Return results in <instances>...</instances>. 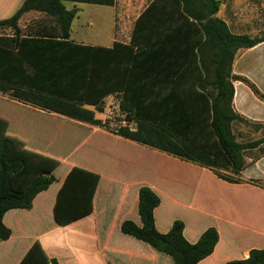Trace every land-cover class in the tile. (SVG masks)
<instances>
[{
  "label": "trees",
  "instance_id": "obj_1",
  "mask_svg": "<svg viewBox=\"0 0 264 264\" xmlns=\"http://www.w3.org/2000/svg\"><path fill=\"white\" fill-rule=\"evenodd\" d=\"M117 0H25L10 18L0 20V91L13 100L69 119L101 125L105 99L122 94L123 108L134 114L138 130H122L121 137L159 150L182 161L211 170L219 179L240 183L245 152L257 149L264 139L240 143L233 133L235 122L251 123L233 107V75L239 50L264 42L260 37L236 35L217 14L222 0H153L135 23L130 44L113 48L78 45L71 40L78 9L65 3L112 7ZM37 11L44 17L25 30L21 18ZM13 140H0V243L12 236L4 222L11 210H31L34 200L58 181L43 172L18 192L12 179L25 163L12 157ZM264 151V150H263ZM220 170H229L232 177ZM264 188V183L255 182ZM161 198L150 187L139 192L142 226L127 220L122 232L143 241L174 264H199L219 243L216 228L207 229L196 244L184 235L185 223L176 220L160 233L155 210ZM52 264H58L53 260ZM226 264H264V249H252L249 257Z\"/></svg>",
  "mask_w": 264,
  "mask_h": 264
},
{
  "label": "crops",
  "instance_id": "obj_2",
  "mask_svg": "<svg viewBox=\"0 0 264 264\" xmlns=\"http://www.w3.org/2000/svg\"><path fill=\"white\" fill-rule=\"evenodd\" d=\"M24 1L0 0V20L12 17ZM149 4L137 14L134 25ZM75 8L79 12L72 24L74 43L102 48L130 44L131 38L123 41L120 33L132 12L126 0H117L112 7L85 4ZM37 14L44 17L41 12H28L20 27L27 29ZM217 16L236 35L255 38L264 32V0H222ZM95 25L97 31H92ZM0 37L12 38V34L6 30ZM233 75L247 78L259 92L235 81V112L264 125V42L237 52ZM5 102L31 114L18 130H0V140L6 136L13 140L12 157L25 163L23 172L13 177L12 188L24 191L43 172H51L58 181L36 197L31 210H11L5 215L12 236L0 243V264H52L53 260L58 264H174L169 256L122 232L127 220L142 226L139 192L144 186L161 198L155 210L160 233H168L179 219L185 223L184 235L191 244L207 229L218 230L220 240L213 254L199 264H226L247 259L252 249H264V188L255 184L264 183V144L247 150L241 181L233 184L197 164L108 134L96 125L23 104L0 91V103ZM233 133L240 143V136L250 134L244 129ZM94 134L121 141L118 167L99 159L101 155L94 151L87 156L85 150ZM28 167L34 174L24 182ZM177 174L190 187L188 193L169 189L173 181L170 185L166 178ZM181 208L183 217L177 213Z\"/></svg>",
  "mask_w": 264,
  "mask_h": 264
},
{
  "label": "rangeland",
  "instance_id": "obj_3",
  "mask_svg": "<svg viewBox=\"0 0 264 264\" xmlns=\"http://www.w3.org/2000/svg\"><path fill=\"white\" fill-rule=\"evenodd\" d=\"M119 1H123V0H119ZM128 3V7L131 8L132 7V12H131V17H129L126 21V24L122 25V32L121 35L123 37V41H132V33L134 30V19L136 18L137 14L143 10L144 7L147 6V4H149L152 0H126ZM66 7L69 10H73L76 9L75 6H79V7H84L85 4H73L70 2H67ZM133 9L134 12H133ZM35 17L37 19H31V21H37L38 19H40V15H35ZM98 21L94 22V24H97ZM88 26V25H87ZM117 30L120 31V27L117 21ZM88 28V27H87ZM98 26L95 25L94 27H91L90 29L92 31H97ZM106 29H108V27L106 26ZM26 31V29H25ZM0 33L2 34H6V31H0ZM130 41V43H131ZM123 44V43H121ZM29 112V111H26ZM25 112V110L19 109L17 108L15 105L11 104V103H0V130H10L13 131L18 130L19 126L21 124L24 123V121H27L29 118H31V114H27ZM31 113V112H30ZM96 118L98 120H100L103 124L98 125V127H100L103 131H105L108 134L111 135H116V136H120L119 133H116L114 128H110L108 126V124L105 121L104 116L100 115V114H96ZM232 129L236 132V134L238 135L239 130L240 129H244V131H248L250 134L247 137H239L241 138V141L243 143H250L253 140L259 138V139H264V125L261 124H254V123H242V122H235L232 125ZM69 137L71 138V135L69 134ZM84 137V133L83 131H80V138ZM120 143L121 141L118 139H113L110 138L108 136H105L104 134H94L91 136L90 142L88 144V148L87 150H85L87 156H88V151H94L96 154L101 155L99 159L101 160H107V161H113V164L116 165L118 167V161L120 158ZM249 151H246L245 154H248ZM97 156V155H96ZM98 158V157H97ZM115 167V166H113ZM163 173V172H162ZM220 173L225 175V176H229L232 177V172L229 170H220ZM34 174L33 171L29 170V167L27 169V171L24 174V182L27 181L28 179L31 178V176ZM168 179L171 185V180L173 181L172 183V187L169 188L171 191L175 190L178 193H181V195L183 193H188L190 191V187H185L183 181V175H176L174 176V178H166ZM183 212L184 210L181 208L177 213L183 217ZM182 220V219H179Z\"/></svg>",
  "mask_w": 264,
  "mask_h": 264
},
{
  "label": "built area",
  "instance_id": "obj_4",
  "mask_svg": "<svg viewBox=\"0 0 264 264\" xmlns=\"http://www.w3.org/2000/svg\"><path fill=\"white\" fill-rule=\"evenodd\" d=\"M104 116L108 126L114 128L116 133L122 130L136 132L138 130V120L134 114L123 108V97L120 93H115L105 99L103 112L98 113ZM101 124H103L101 122Z\"/></svg>",
  "mask_w": 264,
  "mask_h": 264
}]
</instances>
